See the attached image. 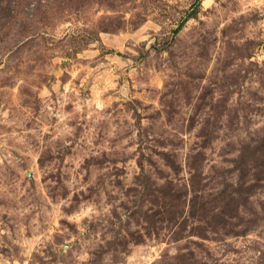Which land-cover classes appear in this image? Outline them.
Listing matches in <instances>:
<instances>
[{"label":"rangeland","instance_id":"obj_1","mask_svg":"<svg viewBox=\"0 0 264 264\" xmlns=\"http://www.w3.org/2000/svg\"><path fill=\"white\" fill-rule=\"evenodd\" d=\"M0 264H264V0H0Z\"/></svg>","mask_w":264,"mask_h":264}]
</instances>
